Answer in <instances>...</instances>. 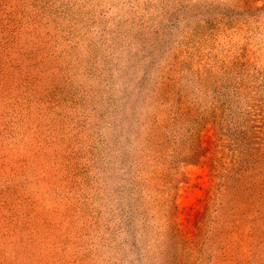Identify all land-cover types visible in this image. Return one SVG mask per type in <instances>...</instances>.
<instances>
[{
  "label": "rangeland",
  "instance_id": "374dc122",
  "mask_svg": "<svg viewBox=\"0 0 264 264\" xmlns=\"http://www.w3.org/2000/svg\"><path fill=\"white\" fill-rule=\"evenodd\" d=\"M0 264H264V0H0Z\"/></svg>",
  "mask_w": 264,
  "mask_h": 264
}]
</instances>
